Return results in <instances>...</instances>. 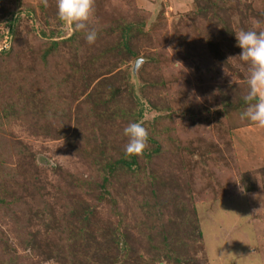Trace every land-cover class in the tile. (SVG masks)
Returning <instances> with one entry per match:
<instances>
[{"label": "rangeland", "instance_id": "rangeland-1", "mask_svg": "<svg viewBox=\"0 0 264 264\" xmlns=\"http://www.w3.org/2000/svg\"><path fill=\"white\" fill-rule=\"evenodd\" d=\"M89 27L93 44L56 0H0V172L27 225L0 264H264V127L241 119L235 37L264 31V0H94ZM133 120L158 144L108 171Z\"/></svg>", "mask_w": 264, "mask_h": 264}, {"label": "clouds", "instance_id": "clouds-1", "mask_svg": "<svg viewBox=\"0 0 264 264\" xmlns=\"http://www.w3.org/2000/svg\"><path fill=\"white\" fill-rule=\"evenodd\" d=\"M47 6V0H44ZM57 15L73 26L75 31H86L89 44L95 43L98 32L89 27L94 11V0H56ZM236 44L241 49L239 59L248 64V93L244 100L248 107L241 113V119L264 127V31L241 30L235 33ZM201 98L197 96V100ZM128 143L126 155H139L147 147L149 133L139 122H131L124 129Z\"/></svg>", "mask_w": 264, "mask_h": 264}, {"label": "trees", "instance_id": "trees-1", "mask_svg": "<svg viewBox=\"0 0 264 264\" xmlns=\"http://www.w3.org/2000/svg\"><path fill=\"white\" fill-rule=\"evenodd\" d=\"M195 1L200 2V1H204V0H195ZM124 27L125 28L120 33V35H121V41L119 42V46H121V50H119L120 51V54L119 55L120 56L125 55V52H127L128 54L134 56L135 55V50H134V48H131L130 47V44H129V40L131 38L130 32H131V28H133V27H131V25L130 26H127L126 25ZM43 35H44V37L47 36L46 34H43ZM75 38H76V36H71V37L67 38L65 42L70 43V44L71 43H74L76 41ZM58 43H59L58 41L51 42L52 49L57 48ZM110 51H111V49L106 50V53L105 54H102V56L107 55ZM129 74L126 75V76L131 77V72ZM5 90H8V89H5ZM129 107H131V105ZM4 108L7 109V107L3 103H0V115H4L5 110H6ZM45 118L50 119L49 117H45ZM135 118H137V117H135ZM32 120L36 123V125L39 124V121L38 120H35L34 118H32ZM133 122H134V120H133ZM37 134H39V135H42L43 134L44 137H46V138H51V137L52 138H55V132L52 133V131H49L48 133H44V131L42 129H40V130H37ZM148 141L151 142L152 144H155V145L158 144V141L155 139L154 135L153 134L150 135V133H149V136H148ZM104 143H107L108 144V146H107V149H108V147L110 146V142L104 138ZM153 151H156V149L154 148ZM124 152H125V150H124ZM143 152H142V154H139V155H136V154L126 155V154H122L121 153L120 154V157L118 159L114 160L111 163H106V164H104V166H105V168L108 171L117 169L118 166H125L128 169H132L131 168L132 165L133 166L136 165L138 158H140L141 156H145L146 158H150L151 154H147L146 155ZM93 156H95L94 157V160L95 161L98 162L100 160L98 158L99 155L98 156L93 155ZM137 167L138 166H136L135 169ZM34 171H37V170H34ZM5 172H7V173H5ZM105 181H108V180L105 179ZM18 186L20 188H19L18 192H16L14 190V188H17ZM24 186H25V183L24 182H22V183L17 182V180L14 179V176L12 174H10L8 171H4L3 170V172H0V211H1L0 212V215H1V218H2L1 219L2 225H4L3 227L0 226V230H1L0 235L1 236L2 235L3 236H6L7 233H8V231L13 230L15 232L13 234V238L15 240H17V241H20V242H22V239H25L26 238V233L25 232L27 230V225L26 224L25 225L24 224L23 225L20 224V227L19 228L16 225H14L13 227H10L8 225V221H9L10 218H14L13 220H15V221H20L16 217V214L18 213V210H20L19 207H24L25 204H26V202H24L21 205V203H22V196L19 194V192L21 191L22 188H24ZM22 228H23V231H22ZM1 236H0V238H1ZM5 240L8 242V239H5L4 238V241ZM162 244L164 246H168L166 244V240H163V243ZM0 254H1V256H4L3 252H0ZM154 260H157V258L154 259ZM176 260H178V259H176ZM128 261H130V260L128 259Z\"/></svg>", "mask_w": 264, "mask_h": 264}, {"label": "water", "instance_id": "water-1", "mask_svg": "<svg viewBox=\"0 0 264 264\" xmlns=\"http://www.w3.org/2000/svg\"><path fill=\"white\" fill-rule=\"evenodd\" d=\"M138 63H139V61L137 60V61H136V64H135V67L137 66ZM135 67H134V69H135Z\"/></svg>", "mask_w": 264, "mask_h": 264}]
</instances>
